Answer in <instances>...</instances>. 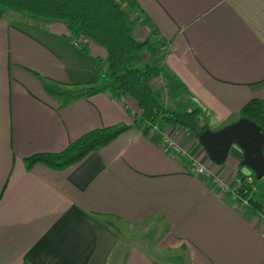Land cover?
<instances>
[{"label": "crops", "instance_id": "0c3cea01", "mask_svg": "<svg viewBox=\"0 0 264 264\" xmlns=\"http://www.w3.org/2000/svg\"><path fill=\"white\" fill-rule=\"evenodd\" d=\"M133 2L165 50L161 66L175 94L189 97L211 130L239 118L250 99H264V0ZM9 12L0 18V264H175L167 250H182L190 264H264L260 218L187 167L196 158L232 184L242 159L236 148L217 165L192 132L179 137L183 156L157 133L130 126L62 171L28 168L24 158L59 151L91 129L131 125L127 109L137 108L106 92L61 106L44 84L96 85L106 51H81L63 24ZM153 35L132 28L135 40ZM155 217L165 226L158 258L120 246L117 223Z\"/></svg>", "mask_w": 264, "mask_h": 264}, {"label": "trees", "instance_id": "16d2710c", "mask_svg": "<svg viewBox=\"0 0 264 264\" xmlns=\"http://www.w3.org/2000/svg\"><path fill=\"white\" fill-rule=\"evenodd\" d=\"M122 5H125V9ZM8 11L24 14L34 20L63 24L67 30L66 39L72 43L80 41L81 51L87 52L89 44H95L106 51L104 59L97 58L94 70L96 85L44 84L52 96L60 99L61 106L77 98L106 92L118 100L127 97L137 108L134 113L127 109L133 118L131 125L91 129L59 151L38 152L24 158L28 168L38 163L51 170L62 171L82 160L88 153L108 144L130 126L139 128L146 135L154 127L161 133L169 126H180L192 132L195 137L209 128L203 122L199 108L170 109L154 90L155 78L161 76L167 83L169 77L163 66H158L152 60L154 49L149 39L138 41L132 37L134 22L130 21L129 14L137 11L133 0H120V3L115 0H0V18ZM138 20L151 26L140 15ZM239 118L254 121L264 131V99H250L240 109ZM248 175L253 177L256 190L243 182ZM238 182L237 198L229 193L225 196L239 204L242 199L246 200L243 208L261 218L264 213V184L255 179L253 172L242 160L237 165L232 184Z\"/></svg>", "mask_w": 264, "mask_h": 264}, {"label": "rangeland", "instance_id": "374dc122", "mask_svg": "<svg viewBox=\"0 0 264 264\" xmlns=\"http://www.w3.org/2000/svg\"><path fill=\"white\" fill-rule=\"evenodd\" d=\"M116 3H120V0H115ZM125 5H122V8H124ZM125 9V8H124ZM15 12L10 11L8 16H13ZM21 15V14H19ZM138 9L136 12L129 14V18L131 22H134L135 24L142 25L145 29V33L148 36H152L154 33V29H152L151 26H148L146 24H142L140 20H138L139 16ZM150 46L154 49V53L152 54V60L158 65H162V59L164 58L165 50H159L160 42L156 35H153L149 39ZM79 47V46H77ZM172 82V78H170L169 81H166L161 77H157L153 80V88L154 90L160 95V98L162 99L163 103L170 109H177V108H191L193 104L190 102V98L186 97L184 94H175V87L174 85H170ZM177 89V88H176ZM124 98V97H122ZM121 98V99H122ZM120 99V100H121ZM184 101V102H183ZM239 119V118H237ZM236 119V120H237ZM204 122V119H202ZM234 120V121H236ZM233 121V122H234ZM211 127L215 128L213 126V123L208 121ZM205 123V122H204ZM210 129V128H209ZM168 133L172 134L173 132H179L180 136L185 133L184 128L180 126H169L165 129ZM162 131L161 133L165 132ZM215 131V130H214ZM153 133H157L158 136L161 134L157 130L152 129ZM188 132V131H187ZM179 136V137H180ZM160 139V138H159ZM233 148L238 149L235 145H233ZM239 150V149H238ZM170 151V150H169ZM247 167V166H246ZM261 220V218H260ZM120 230H121V236H119L120 239V246L122 247H130V246H139L143 250L151 253L154 257L158 258V255L155 253L154 248L158 247V241L160 237L163 235L165 231V226L160 218H150L148 220L142 221L140 224H137L135 226H127L123 225L121 223H117ZM163 255L165 257H169L172 259L171 261L175 264H190L187 257L185 256L184 252L182 250L177 251H170L167 250L163 252ZM164 260L163 257L161 258V261Z\"/></svg>", "mask_w": 264, "mask_h": 264}, {"label": "water", "instance_id": "95a60500", "mask_svg": "<svg viewBox=\"0 0 264 264\" xmlns=\"http://www.w3.org/2000/svg\"><path fill=\"white\" fill-rule=\"evenodd\" d=\"M197 140L208 159L217 165L225 163L235 145L242 153V163L264 184V131L254 121L239 118L215 131L207 128Z\"/></svg>", "mask_w": 264, "mask_h": 264}, {"label": "built area", "instance_id": "2783aa9c", "mask_svg": "<svg viewBox=\"0 0 264 264\" xmlns=\"http://www.w3.org/2000/svg\"><path fill=\"white\" fill-rule=\"evenodd\" d=\"M73 45L79 46L80 41L75 40L73 42ZM125 98L126 97L121 99L122 102H126ZM154 130H156L155 127H154ZM179 136H180V131L178 133L175 131L172 134L165 131L161 133L159 138L164 148L170 150L173 153H176V154L182 153L183 156H186V151H184L178 144ZM187 167H188V170L191 171V173H193L195 176L210 178L213 189L219 194H221L222 196H225V194L229 193L233 198H237L238 192L236 189L240 184L239 182L235 184H227L218 175L214 174L207 166L202 164L196 158H189ZM243 182L251 185L252 189L256 190V187L254 185V180L251 175H248ZM245 204H246V200L242 199L241 205L244 206ZM261 222L264 228V213L261 216Z\"/></svg>", "mask_w": 264, "mask_h": 264}]
</instances>
